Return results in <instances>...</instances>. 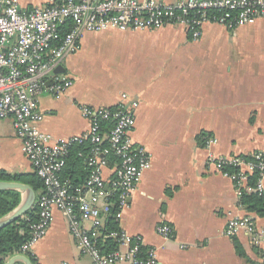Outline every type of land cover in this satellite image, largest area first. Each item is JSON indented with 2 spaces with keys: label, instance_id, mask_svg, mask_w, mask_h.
I'll return each mask as SVG.
<instances>
[{
  "label": "crops",
  "instance_id": "crops-1",
  "mask_svg": "<svg viewBox=\"0 0 264 264\" xmlns=\"http://www.w3.org/2000/svg\"><path fill=\"white\" fill-rule=\"evenodd\" d=\"M52 1L61 0H20V7L30 12ZM104 38L114 42L111 74H80L74 64L83 45ZM81 50L63 63L72 89L37 97L40 128L63 140L89 131L80 106L124 103L133 111L131 137L147 150L151 167L121 210L119 228L156 251L160 264H264V242L245 232L226 236L229 220L249 213L234 183L208 164L211 152L226 159L264 154V19L235 30L209 23L199 39L172 26L87 33ZM208 137L216 140L210 150L203 144ZM0 170L34 174L12 117L0 121ZM106 176L109 181L112 173ZM83 224L91 231L90 222ZM256 224L263 229L264 219ZM162 225L172 228L173 238L157 232ZM33 256L37 264H93L59 210Z\"/></svg>",
  "mask_w": 264,
  "mask_h": 264
},
{
  "label": "built area",
  "instance_id": "built-area-1",
  "mask_svg": "<svg viewBox=\"0 0 264 264\" xmlns=\"http://www.w3.org/2000/svg\"><path fill=\"white\" fill-rule=\"evenodd\" d=\"M262 19L264 0H175L170 4L159 0H61L30 12L21 10L20 0H0V121L13 118L15 134L22 141L34 173L43 182L34 206L37 222L31 226V239L21 248V254L33 255L35 246L49 232L54 211L59 210L69 219L79 249L92 258L93 264H160L153 249L146 260H139L142 241L124 231L110 234L120 249L109 255H102L91 237L103 227L114 203L121 210L128 206L151 167L149 153L131 137L133 111L124 103L116 109L80 106L90 129L63 140L40 128L44 116L37 110L36 99L45 91L63 95L72 89L73 79L55 71L80 50L87 33L154 31L172 26L199 39L209 23L235 30ZM123 98L125 101L126 96ZM110 120L115 125L104 132L101 124ZM87 142L91 144L90 154L85 157L80 153L79 157L84 159L89 176L82 187L72 190L62 180V173L70 148ZM215 144V139H205L207 149ZM109 156L119 159L117 167L109 168ZM208 164L234 183L239 197L248 179L257 173L259 179L251 191L264 194L263 153L254 154L251 159H226L211 152ZM229 167L236 171L228 172ZM107 171L112 173L109 181ZM256 218L247 214L229 220L226 236L245 232L260 245L264 242V228L258 229ZM85 222L92 224L91 231L84 228ZM157 232L166 239L173 238L168 225L159 226ZM123 247L126 252L121 251Z\"/></svg>",
  "mask_w": 264,
  "mask_h": 264
},
{
  "label": "trees",
  "instance_id": "trees-1",
  "mask_svg": "<svg viewBox=\"0 0 264 264\" xmlns=\"http://www.w3.org/2000/svg\"><path fill=\"white\" fill-rule=\"evenodd\" d=\"M111 109H116L112 107ZM104 132H108L115 125L114 121L102 122ZM205 145V139L204 143ZM104 146H107L104 143ZM91 144L89 142L74 145L70 148L69 155L67 157L66 167L62 173V180L67 181L70 188L74 190L77 187H82L88 176L89 169L81 157L80 153L84 156L90 154ZM245 159H251V157H244ZM109 162V168L113 169L120 163L119 159L115 156H109L107 158ZM228 172H235V168H227ZM258 174H253L247 182V185L242 189V195L240 203L244 209L256 217L264 219V194L260 195L252 192L251 190L256 186L258 182ZM0 182H18L26 185H30L36 192L43 188V182L34 173L32 175H12L6 171L0 170ZM22 202V194L18 191H0V219L14 211ZM121 208L118 204L113 205L110 215L106 218L103 227L97 234H92L91 237L96 247L99 249L102 255H109L120 249V245L116 238H111L110 234L119 233L122 230L119 228V216ZM37 222L35 216V210L23 215L12 224L6 226L0 230V264H5L10 258L21 254V248L31 239L32 230L31 226ZM236 248L239 251L240 246L236 244ZM151 248L139 245L138 259L146 260ZM33 264H37L33 255L27 254Z\"/></svg>",
  "mask_w": 264,
  "mask_h": 264
},
{
  "label": "rangeland",
  "instance_id": "rangeland-1",
  "mask_svg": "<svg viewBox=\"0 0 264 264\" xmlns=\"http://www.w3.org/2000/svg\"><path fill=\"white\" fill-rule=\"evenodd\" d=\"M113 44V41L104 38L100 40V42H89L88 44L83 45V48L82 50L80 48L81 52L78 55L79 61L75 62L74 66H79L80 74L83 73L84 75L98 74L103 77V75L106 76L111 74L109 69L115 65L114 63H116Z\"/></svg>",
  "mask_w": 264,
  "mask_h": 264
},
{
  "label": "water",
  "instance_id": "water-1",
  "mask_svg": "<svg viewBox=\"0 0 264 264\" xmlns=\"http://www.w3.org/2000/svg\"><path fill=\"white\" fill-rule=\"evenodd\" d=\"M67 69L61 65L55 73L66 74ZM18 191L22 194L21 204L11 213L0 219V230L12 224L23 215L31 212L34 209L37 193L30 186L18 182H0V191ZM5 264H33L31 259L23 254L13 256Z\"/></svg>",
  "mask_w": 264,
  "mask_h": 264
}]
</instances>
